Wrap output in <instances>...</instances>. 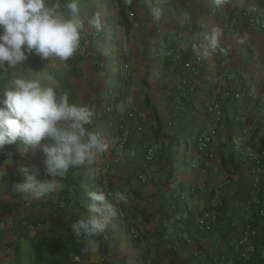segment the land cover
Segmentation results:
<instances>
[{
	"label": "crops",
	"instance_id": "crops-1",
	"mask_svg": "<svg viewBox=\"0 0 264 264\" xmlns=\"http://www.w3.org/2000/svg\"><path fill=\"white\" fill-rule=\"evenodd\" d=\"M58 1L66 11L69 0ZM78 3L86 21L82 39L87 48L79 53L78 74L70 82L77 93L75 104L90 107L94 115H104L93 118L89 129L99 130L108 147L96 153L100 170L93 176L67 190L66 174L59 179V190L39 200L14 192L13 186L23 181L18 171L21 166L38 170V179L48 178L43 155L39 150L25 153L23 145L17 147L16 157L0 167V264H31L27 254L39 224L57 233L73 232L72 225L90 215L88 194L109 162L106 183L127 195V202H121L126 215L122 217L117 210L105 232L91 238L97 247L91 250L88 264H226L221 261L223 256L238 258L237 243L248 219L258 232L252 264H264V216L247 205L253 177L251 165L242 159L237 145L238 140L248 146L264 145V27L248 24L241 16L250 9L264 23V0H229L223 7L213 0ZM153 8L163 11L159 21L152 16ZM109 12L115 20L129 21V28L122 23L112 30L107 23ZM228 14L232 25L225 29ZM96 17L101 22L99 37L93 35L97 29L89 23ZM217 27L222 30L221 47L211 51L205 37ZM174 36L175 42L171 40ZM169 54L179 55L180 61L171 62L168 69ZM196 54L204 65L197 77L198 91L178 112V86L187 74L183 61ZM218 60L221 74L234 76L225 78L223 87L248 89L254 98L224 101L211 145L213 155L208 156L199 151L198 137L210 126V97L221 75ZM115 99L117 105L112 103ZM115 115L126 117L127 133L118 124H110ZM142 117L151 125L146 132L135 128ZM151 148L154 155L148 158ZM99 192H104L102 187ZM48 203L59 204L57 208L43 207ZM213 204L220 206L217 225L208 230L194 224L180 226L183 214H199ZM165 220L172 224L165 226Z\"/></svg>",
	"mask_w": 264,
	"mask_h": 264
},
{
	"label": "clouds",
	"instance_id": "clouds-1",
	"mask_svg": "<svg viewBox=\"0 0 264 264\" xmlns=\"http://www.w3.org/2000/svg\"><path fill=\"white\" fill-rule=\"evenodd\" d=\"M131 5L132 0H127ZM217 7L226 6L229 0H213ZM66 11L49 0H0V69L7 70L23 65L30 55L42 60L56 58L70 60L79 50L86 21L81 15L78 0H69ZM152 16L159 21L160 8L152 9ZM99 30V17L90 21ZM222 30L214 28L206 35L207 49L221 47ZM93 110L86 105L69 102L67 93L58 94L51 86H44L38 79L15 78L4 97L0 98V150L20 141L23 151L39 150L44 158L47 179H38V170L21 166L18 171L22 182L13 186L14 192L32 200H39L61 188L59 182L73 167L93 162L97 152L107 150L98 134L90 131ZM48 142H45V141ZM89 216L72 225L77 236L89 239L84 251H95L94 237L105 232L117 208L108 195L118 202H127L123 192L105 194L89 192Z\"/></svg>",
	"mask_w": 264,
	"mask_h": 264
},
{
	"label": "built area",
	"instance_id": "built-area-1",
	"mask_svg": "<svg viewBox=\"0 0 264 264\" xmlns=\"http://www.w3.org/2000/svg\"><path fill=\"white\" fill-rule=\"evenodd\" d=\"M241 16L251 25H257L264 27V23L261 18L257 17L253 14V11L250 9L243 10L241 12ZM232 25V16L228 14L226 15V21L224 23L225 29L230 28ZM101 34V28L96 30L94 35L95 37H99ZM176 36L172 37L171 40L175 42ZM202 57L199 54L193 55L183 61V67L187 74L182 78L178 86L179 99L176 105V110L178 112L184 109L185 104H188L189 101H192L198 91V83L197 77L203 72L204 65L202 62ZM168 64H166L165 68H170L171 62L180 61V56L176 54H169L168 56ZM234 76L228 74V72H223L219 76L217 85H214L213 93L210 97V104L208 109V114L210 118V126L207 130H205L198 137V149L200 152L209 153V155H213L211 153V142L213 137L216 136L218 124L216 121L218 118L222 116V105L224 101L232 98L235 101L241 102L246 101L248 99H253L254 95L248 89H240V90H231L225 89L223 87V80L225 78L232 79ZM108 111L111 112V109L108 108ZM118 124L119 130L121 132L127 133L129 130V125L127 123V119L125 116L115 115L114 121L110 124ZM150 122L147 117H142L135 127L138 132H146L150 129ZM96 134L101 137V133L97 130ZM239 151L242 152V159L251 165V174L253 177V191L251 193L250 198L247 200V205L251 211H258L261 215L264 216V183L262 182V177L264 173V145H254L248 146L241 143L239 140L237 142ZM154 155L153 149H149L148 158H152ZM111 168V162L105 163L103 166L102 174L100 175V180L102 181V190L104 193L111 194L115 193L107 183V178L105 177V173L108 172ZM46 176V174H45ZM47 177V176H46ZM108 199H112L111 195H108ZM114 201L115 207L120 212V215L125 216V211L122 208L121 202ZM248 210V212H251ZM220 220V206L217 204L210 205L206 209H204L199 214L191 216L192 224L196 225L200 230H208ZM180 226L186 228L190 225L186 222L185 218H180L179 220ZM172 224V220H165L164 225L169 226ZM42 224H39L38 227H42ZM135 237L138 236V231L136 228L132 231ZM257 229L254 221L252 219H248L245 222V225L242 229V233L240 239L237 243L238 249V258H229L227 256H223L221 261L226 264H252L254 261V257L256 254V245H255V237L257 236ZM178 246V243L176 244Z\"/></svg>",
	"mask_w": 264,
	"mask_h": 264
},
{
	"label": "trees",
	"instance_id": "trees-1",
	"mask_svg": "<svg viewBox=\"0 0 264 264\" xmlns=\"http://www.w3.org/2000/svg\"><path fill=\"white\" fill-rule=\"evenodd\" d=\"M107 23L112 25L113 29H118L119 25L126 23L127 29L129 28V21L127 20H115L111 12L108 13ZM198 27L196 26V29ZM80 52L77 53L67 61L71 66V69L66 73L57 77L58 86L55 87L58 94L67 93L70 103L77 102V93L75 92L74 86L70 82V77L77 75L76 67ZM218 74L222 73V64L218 60ZM13 76V68L7 70L0 69V98L4 97V94L11 82ZM119 100L115 99L113 104H118ZM146 104L149 106V97H146ZM104 115H94L96 117H103ZM156 121L159 123V118H156ZM165 137V135H163ZM214 138V137H213ZM213 142V140H212ZM211 142V145H212ZM22 145L20 141H17L15 144L6 146L3 150H0V167L8 159H14L16 157L17 147ZM211 153L212 150H211ZM208 156L209 153H208ZM224 167H227L224 162ZM100 170V166L96 163L95 159L89 164H85L82 167H73L67 175L63 178V181L67 185V190L71 188H76L83 180V178L88 179V177L93 176L96 172ZM231 172V171H229ZM102 187V181L100 179L96 180V185L94 191H98ZM59 203H48L43 204V207L46 208H57ZM194 213H185L182 215V218L186 220L189 224H192L191 216H194ZM32 246V264H88L87 260L90 256L89 251H84L88 247V240H85L82 236L77 237L73 232L67 231L62 233H57L53 230H48L44 227H39L35 234L31 238Z\"/></svg>",
	"mask_w": 264,
	"mask_h": 264
},
{
	"label": "rangeland",
	"instance_id": "rangeland-1",
	"mask_svg": "<svg viewBox=\"0 0 264 264\" xmlns=\"http://www.w3.org/2000/svg\"><path fill=\"white\" fill-rule=\"evenodd\" d=\"M49 3L57 4L59 3V1L49 0ZM61 3H64L63 0L61 1ZM83 41L84 39L81 40V45L78 50V52L80 53L84 52V50L87 48L86 46H84ZM69 66L70 65L67 62H62L56 58H52L49 61H46L42 60L36 55H30L28 60L23 65L13 68V76L11 81L18 77L26 79H38L42 85L55 88L58 86L57 77L66 73ZM27 258H29V260L31 259L32 261V251L30 249L29 254H27Z\"/></svg>",
	"mask_w": 264,
	"mask_h": 264
}]
</instances>
